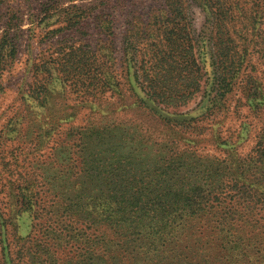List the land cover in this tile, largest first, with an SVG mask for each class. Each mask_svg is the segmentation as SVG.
Listing matches in <instances>:
<instances>
[{"label":"rangeland","instance_id":"obj_1","mask_svg":"<svg viewBox=\"0 0 264 264\" xmlns=\"http://www.w3.org/2000/svg\"><path fill=\"white\" fill-rule=\"evenodd\" d=\"M210 5L183 7L200 88L186 104L161 108L157 121L136 82L158 49L163 64L182 62L156 24L164 0H0V264H71L66 213L77 190L104 188L101 177H133L132 189L147 191L158 163L180 159L182 178L207 177L216 188L215 176L264 142V0ZM211 11L226 19L221 47ZM224 70L233 86L216 100L212 79ZM251 189L255 209L228 220L229 234L212 230L243 242L244 257L225 264H264L262 180ZM217 218H199L194 235L183 234L190 258L221 252L218 239L204 242ZM201 231L208 239L186 242Z\"/></svg>","mask_w":264,"mask_h":264},{"label":"trees","instance_id":"obj_2","mask_svg":"<svg viewBox=\"0 0 264 264\" xmlns=\"http://www.w3.org/2000/svg\"><path fill=\"white\" fill-rule=\"evenodd\" d=\"M191 1L213 9L211 0ZM185 2L164 0L165 9L156 17L166 49L178 52L176 56L182 62L163 64L168 63L165 60L168 57L158 49L155 54L159 58L148 66H141L140 81L137 77V88L144 94V100L151 103L148 109L157 121L162 118L161 108L186 104L200 88L201 73L192 56L189 22L183 9ZM211 14L215 16L211 27L214 26L219 32L214 43L221 47L225 44L222 28L226 19L220 18L215 12L211 11ZM183 71H187L183 77L186 83L181 91H176L175 81L182 76ZM212 80L213 86L217 88L214 94L216 100L229 93L233 86V78L225 70ZM220 91L223 95L219 94ZM244 95L251 103L253 97L249 91ZM179 161L173 159L163 165L158 163L154 172H159L151 177L147 191L132 189L131 184L137 182L135 178L118 176L101 177L103 189L91 191L92 187L85 186L77 190L79 203L69 208L63 227L66 229L63 241H66L76 258L71 264H225L228 260L243 258L242 241L236 238L235 241H228V236L212 237V230H218L223 235L229 234L228 220L236 219L239 211L255 209L259 200L251 188L261 180L264 184V142L258 141L253 154L243 164V161L237 163L233 169H228L225 176H215L213 180L220 181L216 188L208 186L210 178L207 177L204 180L182 178ZM109 182L111 186L107 187ZM201 182L205 183L202 185ZM123 185L128 187L124 188ZM260 202H264V197ZM214 213L217 220L222 221L214 222L215 227L204 229L212 237L210 241L204 242L215 244L218 239L221 252L218 255L204 254L190 258L188 251L182 250V244L185 243L181 240L183 234L189 230L194 235L195 220ZM199 235L198 238L189 237L186 242L193 246L199 243L201 237L208 239L202 231ZM209 247L212 248L211 245ZM196 248L194 246L193 250ZM68 262L70 264L71 261Z\"/></svg>","mask_w":264,"mask_h":264}]
</instances>
